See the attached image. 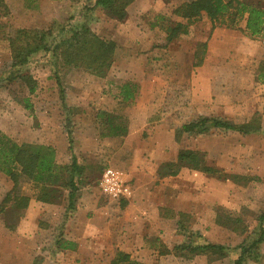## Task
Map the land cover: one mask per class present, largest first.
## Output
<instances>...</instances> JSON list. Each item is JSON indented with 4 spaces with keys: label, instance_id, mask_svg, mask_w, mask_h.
Masks as SVG:
<instances>
[{
    "label": "rangeland",
    "instance_id": "obj_1",
    "mask_svg": "<svg viewBox=\"0 0 264 264\" xmlns=\"http://www.w3.org/2000/svg\"><path fill=\"white\" fill-rule=\"evenodd\" d=\"M4 1L6 9L0 8V143L10 140L19 145L50 146L57 165H69L76 158L87 169L76 209L70 213L68 190L59 182L41 185L21 179L20 192L29 195L35 205L33 210L28 208L20 214H0V264H103L114 257L89 250H78L75 256L72 250L61 249L56 243L60 238L67 239V226L75 217L80 228L83 221L89 222L91 215L107 204L121 207L122 200L110 198L99 186L107 168L125 170L133 189L140 180L147 195L155 186L150 189L146 184L160 182V166L174 159L181 147L204 151L208 164L229 177L184 170L174 179L183 206L189 197L192 201L191 217L184 218L188 229L200 232L207 241L224 244L229 256L211 262L205 256H178L172 249L171 256H163V261L157 258L153 264H233L239 244L245 235L258 230L259 216L264 212L263 37L242 38L239 44L214 42L211 49L222 58L212 60V66H222L226 71L212 73L207 84L198 82L197 94L202 97L195 102L190 85L194 64L189 65V54L198 41L204 42L212 35V30L205 29L202 18L198 29L192 25L187 34L168 41V29L182 21L174 10L188 0H135L127 7L128 17L123 21L110 17L102 7L89 9L95 0ZM242 21L238 26L245 24ZM83 23L102 38L117 42L105 76L66 66L53 53L44 51L35 54L24 67L12 66L10 37L18 30H44L48 33L44 40L53 42L65 33L63 26L71 29ZM23 74L33 77L35 92L29 91L20 77ZM126 82L136 85L134 101L120 96ZM199 115L220 116L235 124L256 120L259 130L246 134L213 131L177 142L176 129ZM68 118L73 142L65 127ZM109 118L127 128V133H111L106 123ZM12 186V179L0 167V202ZM43 194L54 203L40 201L38 196ZM218 210L242 217L249 233L242 236L218 226ZM166 223L164 246L172 248L180 239L176 238L175 223ZM182 238L184 241L187 236ZM145 254L150 257L141 256L144 260L154 258V254Z\"/></svg>",
    "mask_w": 264,
    "mask_h": 264
},
{
    "label": "trees",
    "instance_id": "obj_2",
    "mask_svg": "<svg viewBox=\"0 0 264 264\" xmlns=\"http://www.w3.org/2000/svg\"><path fill=\"white\" fill-rule=\"evenodd\" d=\"M134 1L95 0L94 4L89 6V9L102 7L110 17L123 21L128 17L127 7ZM1 7L4 9L7 7L4 0H0ZM174 14L181 18L182 21L175 23V25L168 29L169 42L183 34H187L189 24L204 14L213 22V28L218 24L236 27L241 20L246 18V29L251 37L261 36L264 30V4L261 0L257 2L251 0H188L178 6L174 10ZM62 31L65 33H61L62 36L58 40L46 42L44 39L48 36V33L44 30H18L14 36L10 37L13 54L12 66L15 68L24 67L35 54L44 51L53 53L54 57L61 59L66 66L74 68L82 67L97 76H105L111 67L117 42L102 38L85 23L71 29L63 26ZM207 48V42L198 43L194 66L202 65ZM261 66L263 70L261 77H263L262 80L264 81V62L261 63ZM20 77L28 86L29 91L31 93L35 92L37 85L33 77L29 74H23ZM57 81L60 84L59 78H57ZM63 91L61 88L62 100L65 99ZM120 96L125 101H134L136 97V85L126 82L120 88ZM28 106L30 107L29 104ZM106 123H108L107 128L111 133H127V128L118 125L115 122V118L107 119ZM65 127L69 138L71 137L70 141L73 142L70 118L66 120ZM257 130H259V126L256 120L244 124H235L220 116L199 115L183 123L176 129L175 140L181 142L185 135L197 136L212 133L213 131H237L246 134ZM55 160V151L50 146L29 143L19 145L10 140L4 142V144L0 143V163L5 165L3 168L2 164H0V167L13 181L12 189L0 202V214L7 213L8 211H15V213L20 214L22 210H26L29 207L31 197L20 192L21 179L35 181L41 185L53 181L59 182L61 186L68 190V213L74 211L76 209V197L80 187L84 184L82 177L87 167L80 164L76 158H73L71 164L64 166L57 165ZM10 165L15 166L10 167ZM184 167L223 179L228 177L219 168L207 163L206 154L203 151L185 148L179 150L176 159L162 163L159 175L161 177L176 176ZM235 181L240 182L238 180ZM46 197L43 194L39 195L38 199L45 203H54L51 197L50 199ZM122 201L125 200L123 199ZM8 207L9 209H7ZM184 216L185 214L180 213L181 219L179 224L181 231L187 238L183 243L174 246L173 252L175 255H184L191 258L206 256L211 262L222 260L229 256V248L227 246L207 241L199 232L188 229ZM259 220L258 230L248 234L247 224L242 217L226 211H217L215 222L218 225L242 236L248 234L247 236L245 235L243 241L239 244L238 254L233 264H246L249 260L259 261L261 258L260 249L264 243V212L259 216ZM60 239L56 243L59 245V248L67 249L72 246L66 239ZM167 252L169 253L170 250L166 249ZM111 264L151 263L139 262L133 259L130 254L119 252Z\"/></svg>",
    "mask_w": 264,
    "mask_h": 264
},
{
    "label": "crops",
    "instance_id": "obj_3",
    "mask_svg": "<svg viewBox=\"0 0 264 264\" xmlns=\"http://www.w3.org/2000/svg\"><path fill=\"white\" fill-rule=\"evenodd\" d=\"M202 18L205 23V29L212 30V35L211 36L209 35L204 41L208 43V48L205 54L204 62H202V65L200 66H194V69H192V71L193 70L194 71L190 85H191V89H193V93H194L193 101L195 102L197 98L202 97L197 94L199 92L198 82L207 84V82H209L210 80L209 77L212 76V73L222 74L224 73V71H226V69L221 68L222 66L221 67L212 66L213 65L212 60L214 59L219 60L220 58H222L221 54H216L212 51L211 48L214 45V42L216 44L224 45V44H229L232 41H236V44H239L240 42H242V38H246V39L251 38V36L249 35L246 29V18H244L242 21L245 24L240 23L239 26L237 25L236 27H227L225 25L218 24L217 26H215V28H213V22L205 14L189 24L188 32L190 31V27L192 25H193L192 28L196 27L198 29L200 27L198 26L199 25L198 20ZM202 41L203 39H201V41H198L194 52L189 54V57L191 59L189 65L194 64L197 45L199 42ZM202 93H204V90L203 92H201V94ZM184 137L190 138L192 136L185 135ZM184 148L193 149L189 147H181V149ZM176 157L174 159H176ZM165 162L168 161H164L163 163ZM184 170H191V169L184 167L181 169L179 174ZM192 171L202 172L198 170H192ZM123 172L126 175V177H129V175L125 170ZM178 175L161 177L159 179L160 180L159 183H157V181H153L151 182L153 184H146L147 186L150 187V189L155 186V190L154 191L149 190L150 192L147 195L143 194L144 191L143 185L141 184L140 180L137 179L135 182V188L132 198L122 201L120 203L121 207H117L113 205L114 203L107 204L102 209L95 211L91 215L92 218L89 219V222H84V221L83 223L81 222L82 224L79 225L80 228L78 227L77 222H75L76 219L75 217V219L69 222L67 226L68 231L65 230L66 231L65 236L67 237L66 240L72 244L71 246L72 248L70 247L69 250H72L73 254H76L75 256H78V250L79 252L81 250L82 251L89 250L90 252L93 251L100 253L107 252V254H110L111 256L113 254L114 257L119 252H123L130 254L133 259L139 262L151 263V264H153L157 258H162L161 261H163V256L166 257L171 256L172 253L170 252L166 253V249L172 251L174 247L171 248V246L169 247L164 246L165 243H167L166 237L168 234L166 233L167 232L166 221L167 220L173 221L177 227L176 233L178 234L176 238L180 240L179 242H176V244L183 243L185 240L184 241L182 240L183 239L182 236L185 238L186 236L183 235L184 233L180 229V224H179V221L181 219L180 213L185 214L184 218H190L191 217V215L189 214L191 213L190 206H192V201L190 197H189V201L186 203V206H183L180 198L177 197L178 194L177 193L178 188L176 185L177 181H175L174 179L178 178ZM188 184L190 185L189 182H187V185ZM158 190L160 191L157 192ZM34 205L35 202L31 201L28 208L33 210ZM117 212H119L118 217H116ZM190 229L195 232H198L193 228ZM260 252H261V258L259 259V261L249 260L247 261L246 264L248 263L264 264V243L261 245ZM145 253L154 254V258L152 260L142 259L141 256H147L148 258L150 257V255H146ZM114 257H111L109 260L105 262L103 261L101 263L111 264ZM195 258H203V256H197ZM205 258L207 260L206 256ZM17 264H22V262L19 261ZM84 264H89V263H84Z\"/></svg>",
    "mask_w": 264,
    "mask_h": 264
},
{
    "label": "built area",
    "instance_id": "obj_4",
    "mask_svg": "<svg viewBox=\"0 0 264 264\" xmlns=\"http://www.w3.org/2000/svg\"><path fill=\"white\" fill-rule=\"evenodd\" d=\"M261 36L264 41V30ZM99 186L104 193L113 199H130L134 193L133 186L127 180L124 172L113 167H109L103 172Z\"/></svg>",
    "mask_w": 264,
    "mask_h": 264
}]
</instances>
